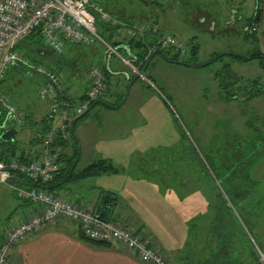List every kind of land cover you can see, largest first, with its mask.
Instances as JSON below:
<instances>
[{
  "label": "rangeland",
  "instance_id": "obj_1",
  "mask_svg": "<svg viewBox=\"0 0 264 264\" xmlns=\"http://www.w3.org/2000/svg\"><path fill=\"white\" fill-rule=\"evenodd\" d=\"M110 2L111 7L120 9L115 1V4L112 0ZM146 2L152 3V1ZM145 7L152 8L156 14L158 12L167 24V28L164 29L187 44L189 53L181 60L189 59L192 64L190 66L173 64L158 56L155 64L151 66L154 78L153 81L151 80V86L150 83L140 79L131 89L130 83L128 98L117 113L108 116L109 114L103 112L101 108L91 113L89 116L91 122H100L101 119V121L110 119L123 122L122 127L116 130L117 135L122 136L121 142L114 144L115 148H112L113 145L105 144L100 139L91 140L93 139L91 136L85 139L79 136L80 154L83 152V157L76 170H80L89 161H94V158H97L94 157L95 154L102 151L112 156L113 161L110 160V162L116 169L128 167L130 162L128 143L138 139L144 150H147L143 155H150L151 160L155 161L154 165L159 166L165 161L172 166L176 165L179 173L177 174L181 180L176 174L172 178L179 179L178 184L182 187L185 186V179H187L188 186L193 191L194 200L207 201V197L210 200L209 222L201 218V224L199 227L197 225V229H200V233L197 234H202L203 240L192 241L195 245L200 242L201 246L193 247L192 244L189 246V253L196 248L195 251L199 256L203 249L204 256L197 257L196 260L203 259V262H209L219 247L223 246L222 241L226 240L225 250L229 253L230 250L233 252L234 248L236 250L235 256H232L237 259L236 264H264L255 240L264 235V153L256 155L258 165L253 172V177L258 182L256 194L244 203L246 207H243V215L241 207L234 208L232 202H229L213 170L208 169V160L213 158L217 160L219 155L217 151L223 149L227 142L235 138L256 135L255 133L259 132L264 134V92L255 95L259 85L261 89H264V69L259 59L243 62L228 55L238 53L249 57L256 50L264 53V7L259 5L257 0H157L155 4H150V7L148 5ZM258 7L261 8L260 20L251 27L247 19L254 16ZM121 19L117 18L116 23L122 25ZM192 36L198 39L199 52L196 57L191 55L192 44L197 46ZM188 37L191 38L187 39ZM122 38H125L123 34L115 33L112 41L116 42ZM20 45L27 47L31 54L37 51L45 57L48 54L47 49L42 47L33 49L35 44L30 39L23 40ZM98 46H101L102 54L106 56V47L102 43L92 46L67 43L64 53L55 55L63 64L61 68L56 67V71L63 76L65 84L63 82L62 84L66 86V91L74 87L79 88L87 74L89 75L91 67L102 66L95 50ZM67 47H71V50L68 51ZM121 54L129 58L122 51ZM218 55L222 57L218 59ZM206 62L209 64L206 65ZM111 64L114 68L121 64L132 72L131 68L119 58L114 57ZM11 73L13 75H10ZM89 80L88 76V84ZM112 81L108 88L109 96L117 89V81L114 79ZM232 83L233 87L230 89L221 87L222 84L232 85ZM40 86L39 79L23 76L19 69H14L0 81V92L11 99L25 119L26 113L22 109L24 102L22 101L23 106L18 102L15 103L7 91H15L20 95V99L25 98L28 103L39 106L44 112L46 105L39 96ZM230 95L236 97L228 99ZM109 96L107 98H110ZM87 139L91 142L89 143ZM238 140L241 141V139ZM122 146L127 147L121 149ZM255 146H259L257 140L254 142ZM86 147L90 149L86 150ZM242 148L249 149L245 143ZM259 148L264 150V144ZM63 151L65 150L61 152L59 150L58 153ZM184 151L189 153L184 155ZM217 162L219 165L222 164L219 159ZM202 163L209 174L205 173ZM150 164L146 161L147 167ZM145 172H149V169L145 168ZM129 174L132 180L127 173L118 171V173L96 176L90 181L118 187L126 180L127 185L135 181L134 173L132 175L129 172ZM161 174L158 171V175ZM183 175L186 178H183ZM93 182L81 181L85 186L94 184ZM139 185L149 194L152 192L145 202H149L147 205L154 208H145L148 209L153 220L170 224L174 232L185 231L184 222L181 219L185 216L188 219L193 217L195 213H190L189 210L192 204L187 208H181L175 202L178 196L177 189L171 191L159 183L154 188L156 185L154 180L150 182L142 180ZM13 199L17 198L13 197ZM252 200L255 203H252ZM142 201L144 202V199ZM255 205L259 206L257 211ZM219 208L217 219V215L216 218L214 216V209ZM8 209L6 205L0 204V230L3 233L12 216ZM179 232L178 235H180ZM182 236L186 238L185 232ZM178 238L185 243L179 236ZM220 257V264L225 262L234 264L226 261L221 253Z\"/></svg>",
  "mask_w": 264,
  "mask_h": 264
},
{
  "label": "crops",
  "instance_id": "obj_2",
  "mask_svg": "<svg viewBox=\"0 0 264 264\" xmlns=\"http://www.w3.org/2000/svg\"><path fill=\"white\" fill-rule=\"evenodd\" d=\"M112 1L114 4L116 2V5L119 6L120 9L115 8V6L111 7L110 0H106V2H108L109 9L116 17V19L122 18V21H120L123 26H130L134 23L153 24V22H156L163 28H167V24H165V22L159 16L158 12L156 14V11L152 10V8L145 7V5H148L150 7V4H155L157 0ZM146 1H152V3H148ZM234 12L236 13L235 10ZM189 38L191 37H188L187 39ZM192 38V40L197 43V52L192 55L196 57L199 52L198 39L195 36H192ZM71 47H67L68 51L71 50ZM153 49L154 48H152V50ZM95 50L97 52V57L100 58L102 65L105 66V68L103 67V69H109L112 73L110 75V82H113V79L117 81V89L111 92V96H109L108 94L106 96V102L108 104H115L116 102H118L122 93L126 94L127 88L132 81L131 79L134 78L133 74H131L126 66L123 67L121 64L116 65L115 68L112 67V60L114 57L118 58L117 56H111L110 58L109 54H107L106 52L105 56L104 54H102L101 46H98L97 48H95ZM232 54L238 53H230L228 55L232 56ZM158 56H161L162 58H164V60H166L164 56L160 54L156 55L147 68V71L145 72V74H148L147 76L152 80L154 78L152 76L153 68H151V66L155 64L154 62ZM166 61L170 62L168 60ZM170 63L180 64L174 62ZM62 65L63 64H61V67ZM10 75L13 74L11 73ZM59 76L63 84H65V80L64 78H62L63 76H61V74H59ZM13 77L12 79H14ZM35 78L39 79L41 85L44 83L43 77L36 76ZM137 82L138 81L132 84L131 89L136 85ZM88 86L89 84L87 74V76L84 78L83 84L79 88L74 87L66 91L65 86V91L68 94L67 96L71 100L78 102L84 98V94ZM150 90H152V88H150ZM7 92H9L8 94L15 103L18 102V104H21L23 106L22 101L24 102V106L22 107V109L26 113V121H24L23 126H15L17 130L15 136L18 154L21 155V158H23L25 162H30L31 160L38 157L42 148V133L45 128V120L47 119V114L49 112V103L46 101H42L46 105L45 111L42 112V109L39 106L28 103L25 98L20 99V95L15 91ZM108 96L110 98H107ZM126 98H128V95ZM123 99L120 102L119 106L115 108L109 107L104 103H100L92 107L88 111L87 116L80 119L75 124V134L77 139L74 140L73 137H71L68 146L60 147L57 149L58 152L59 150L60 152L61 150H65L62 152L67 156L65 158H70L74 154V148L76 146L75 142H78L79 155L76 169L80 163L81 158L83 157V152L80 154L79 136L84 137V139L88 136H91V138H93L91 140L100 139L105 144L113 145L112 148H115L114 144H120V138H122V136L117 135L116 130L122 127L123 122H116L110 119L109 121H101V119L100 122H91L89 121V116L91 113L96 111L97 108H101L103 112L108 113V116H110V114H115L127 100L125 99L124 102ZM1 114L4 118V121L6 112L0 107V116ZM2 127L6 128L3 126V124ZM91 140L87 139L89 143L91 142ZM122 143L127 145L124 141H122ZM128 144L129 146L127 149L130 161L128 167H123L121 170L116 169L110 162V160L113 161V158L110 154H106L103 151L97 152L98 154H95L94 156L97 158H94V161H89L78 171L75 169V173L82 172L90 164L98 160L110 163L114 167V169L68 181L60 186V188L55 190L56 194L63 198L75 200L80 204L98 209V204L102 197V190L111 192L118 198V201L114 205H107L106 208L103 209L108 212V216L111 219L123 223L126 226L145 235L146 238L150 240L152 246L166 255L173 264H190L192 262H198L199 260H201L200 262H203V259L196 260L197 257L204 256L203 249L201 251V255L199 256V254L195 251L196 248H193L201 246V243L198 242L197 245H195L194 243H192V241L203 240L202 234H199L200 236L197 234L200 233V229H197V225L199 227V225L201 224V218L207 219V221L209 222L208 214L210 200H208V197L207 201L203 200L201 202L198 200V202L197 199L194 200L193 191L189 188L187 179H185L186 183L184 187L178 184V182L181 180V177L178 176L179 173L177 171L176 165L173 164L172 166L166 161L159 166L158 164L154 165L155 161L151 160L152 158L150 155H143L147 152V150H144L142 144L138 139H134ZM125 147L127 146H122L121 149ZM88 149L90 148L86 147V150ZM183 159H185V157ZM146 161H149L151 163L149 167H147ZM256 165L258 164L256 163ZM256 165L254 166L252 173L256 170ZM145 168H148L149 172H145ZM118 171L127 173V176L129 178V172L132 173V175L134 173L135 181H131V183L127 185V180L125 179V182H121V184L123 185H120L118 187L111 185L107 186L105 184H96L93 181H90L93 180V178H95L96 176L107 173H118ZM158 171H160L162 174L158 175ZM174 174H176L178 178H180V180H174L172 178ZM183 178H186L185 175H183ZM150 179L154 180V183H156L154 188L158 186L157 184L159 183L161 185L163 184L171 191L173 189H177L178 196H176L177 200H175V202L178 206L180 205L181 208H187L190 204H192V206L189 207V210L190 213L193 212L195 214L189 219L186 216L181 219L184 222L185 231H178L180 235L177 234V230L176 232H174V229H172L170 224L161 221H154L153 217L148 213V209L145 208L150 207L147 205V203L149 202H145V200L149 199V195H152V192L149 194V192L147 190H144L139 184L142 180L150 182ZM81 181L93 182L94 184H88L85 186V184H82ZM11 196L17 198L16 194L10 187L0 184V204L6 205L9 208L8 212L12 213V216L10 218L11 222L9 221L10 224L8 222V226L6 227L4 233L0 230V245L6 236V231L10 229V227L27 219L31 214L40 210V207L34 203H30L19 198H17L18 200L13 199V197L11 198ZM143 199L145 203L142 201ZM140 201L142 202L140 203ZM151 204H153V202ZM184 232L186 234L185 239L182 236ZM82 235L83 234L78 223L66 218H58L53 222L44 224L33 235L29 236L18 245H15L12 249V256L18 264H150L143 262L135 251L122 246L121 244H95L84 239ZM178 236L183 239L185 243H182L179 240ZM259 237L258 239L261 240V242L264 244V235ZM191 244L193 246L191 247V249L193 248L194 251L189 253V246H191ZM186 246H188L187 249ZM235 253V248L233 252L230 250L231 256H235ZM239 256L241 255L239 254ZM239 262L240 261H238V263ZM223 264L228 263L225 262Z\"/></svg>",
  "mask_w": 264,
  "mask_h": 264
},
{
  "label": "built area",
  "instance_id": "obj_3",
  "mask_svg": "<svg viewBox=\"0 0 264 264\" xmlns=\"http://www.w3.org/2000/svg\"><path fill=\"white\" fill-rule=\"evenodd\" d=\"M97 15L106 23L117 24L116 19L96 0H0V81L12 69L23 68L26 77L41 76L44 83L39 88L41 100L49 103L47 130L43 134L42 148L37 158L24 162L19 157L9 161L0 158V184L10 187L16 194L40 207L38 212L15 224L6 231L0 245V264H18L12 249L33 235L46 223L66 218L80 225L83 236L88 239L118 243L137 253L139 258L150 264H173L161 251L151 245L143 234L123 223L107 219L93 207L63 198L45 189L21 185L16 175L33 181H49L59 168L58 151L54 143L58 138H67L71 124L86 113L92 105L106 98L107 80L103 68L93 66L89 70V86L84 98L73 103L65 93L59 74L43 64L34 63L23 56L15 45L35 29H40L44 42L56 53L62 54L67 43L92 46L102 43L106 53L119 57L131 68L133 74L140 69L131 59L98 32ZM127 39L151 34L154 48L161 47L178 54L180 60L187 55V44L175 35L149 23H134L121 28ZM143 81L152 85L146 76ZM0 107L5 110L4 127L21 126L24 115L5 94L0 92ZM264 260V252L260 250Z\"/></svg>",
  "mask_w": 264,
  "mask_h": 264
},
{
  "label": "trees",
  "instance_id": "obj_4",
  "mask_svg": "<svg viewBox=\"0 0 264 264\" xmlns=\"http://www.w3.org/2000/svg\"><path fill=\"white\" fill-rule=\"evenodd\" d=\"M96 1L99 4H101L102 6H104V8L107 11H109L112 14V16L116 19V17L113 15L111 10L109 9L108 2H106V0H96ZM257 2L259 5H263V7H264V0H257ZM109 5H110V3H109ZM260 14H261V8L258 7L254 16L247 19V22L251 27H254L253 26L254 23L258 22L260 20ZM153 25H158L160 28H163L156 22H153ZM97 28H98L99 34L101 36H103L105 39L111 41L110 43L113 44L115 47H117L118 45H121V44L127 45L129 47L128 50L125 48H119L118 50L120 53H121V51L124 52L126 54V56L129 57L128 59H131L133 61V63L136 66H138L140 71L145 68L147 62L150 60L148 66H147V68H148L149 65L151 64V61L153 60V58L156 55H159V54L152 55L153 50L157 47L154 48V46H155L154 45L155 44L154 38L151 34H147L145 37H140V38L127 39L125 37V38H122L121 40L116 41V42L112 41V38L115 36V33L122 34V32H121L122 25L119 23L115 24V25L110 24V23H106L103 20H101L98 15H97ZM25 39L26 40L30 39L32 42H34L35 48H33V49L40 48V47L47 49V51H48L47 56L45 57V55H42V53H40L38 51L36 52V50H35V52H36L35 54H31V53H29L27 47H21L20 43ZM191 47H192L191 48V55H194L197 52V46L192 44ZM152 48H154V49L152 50ZM15 49L18 50L23 56L27 57L29 60H31L34 63L43 64L49 68L54 69L55 71L57 70L56 67L61 68L62 63L59 61L58 57L55 56V55H61V54L54 52L44 42L42 34L40 32V29H35L28 36H26L25 38L18 41L15 45ZM162 49L165 53V59L166 60H168L170 62H174V63H180L182 65H189L190 66L192 64V62L189 59L180 60V57L178 54L173 55V54H171V51H169L165 48H162ZM112 56H114V55H112ZM232 56L236 60L243 61V62L248 61V60H252V59H259L260 64L264 69V53H262L260 50H256V52L253 53V55H251L249 57L242 56L241 54H232ZM55 57H56V59H55ZM221 57L222 56L218 55V59ZM207 64H209V63H206V65ZM99 67L105 68V66H103V65L99 66ZM147 68H146V71H147ZM16 69H19L22 72V74L25 76L23 68L20 67V68H16ZM12 70H14V69H12ZM103 70L105 71L106 80H107V92H106V95H107L108 94V88L110 87V75L112 73L109 69H103ZM10 72H8V74ZM135 75L136 74H133V77H135ZM144 75H146V74L144 73ZM140 79H141V77H138L135 80V82L140 80ZM150 80H152V79H150ZM221 87L225 88V89H230L233 87V83H232V85L231 84L230 85L229 84H222ZM228 91H230V90H228ZM263 92H264V89H261V86L259 85V90H257L255 92V95L263 93ZM232 95H234V94L232 93ZM232 95H230V97L228 99H233L236 97V96H232ZM124 96H125V93H122L118 102H116L115 104L110 105L106 102L105 99H101L99 101H96L92 105V107H94L95 105L100 104V103H104L107 106L112 107V108L118 107L120 102L124 98ZM241 98H243V97H241ZM71 101L73 103L77 102L74 100H71ZM89 110H87L86 113L77 117L74 121H76V123H77V121H79L80 119L87 116V113ZM3 119L4 118L2 117V114H1V116H0V158L4 161H9L15 157L21 158V155L18 154L17 145H16L15 134H16L17 130L14 126H9V127L3 128L2 127V124L4 122ZM47 127H48L47 120H45V128H44L42 134H44V132L47 130ZM255 134L256 135H251V136H248L246 138H235L231 142H227L226 145L223 147V149H219L217 151V152H219V155H217V160L216 159L214 160V158L208 160L209 167H210V168L208 167V169L213 170L216 178L218 179L217 181L220 182L222 191H224V193L228 197L229 202H232L233 207L234 208L241 207V214L242 215H243V207H246L244 205V203H246L250 198L254 197V195L256 194V185L258 182L254 179L253 173H252L253 168L257 163L256 155H260V154L264 153V150L259 148L260 145L264 144V134H263V132L262 133L259 132V133H255ZM71 137H73L74 140L77 139L76 134L72 129V124H71L70 130H69L68 137L67 138H58L57 141L54 143L55 148L58 149L60 147L68 146V143H69ZM238 139H241L242 142L239 141ZM256 140H257V142H259V146H255L256 147L255 148L254 142H256ZM244 143L247 145V147H249V149L244 150L242 148ZM75 145L76 146L74 148V154L70 158L69 157L65 158L67 156L64 153H58V162L60 165H59V168L55 171L54 176L51 180L46 181V182L33 181L30 179H26L23 176L17 174L16 177L18 178V181L20 182V184L27 186V187H35V188H39V189H45V190H48V191L56 194L55 190L60 188V186H62L64 183H66L68 181H72V180L77 179V178L86 177V176H90V175H93L96 173H100L103 171L114 169V167L110 163H108L106 161L98 160V161H95L92 164H90L88 167H86L82 172L75 173L76 164L78 162V155H79L78 142H75ZM186 153H189V152L184 151V155ZM218 159L222 162L221 165L218 164V162H217ZM21 160L24 161L23 158H21ZM192 160L194 161V158H192ZM61 161L63 162L62 164H61ZM202 167H203L205 173L209 174V172L206 170V166L203 163H202ZM14 193L16 194V192H14ZM16 196L19 199L33 203L32 201H30L28 199L19 197L17 194H16ZM101 196L102 197H101V200L98 204L97 210L102 214V216L104 218L111 219L108 216V212H106L103 209H105L107 205H114L118 201V198L114 194H112L111 192H108L105 190H102ZM253 202L254 201L252 200V203ZM225 203L227 204V202H225ZM257 207H259V206L255 205L256 211L258 209ZM219 212H220V208L218 210L214 209V216L216 218V215H217V219L219 216ZM143 236L146 238L145 235H143ZM83 238L86 239L87 241H90V242L95 243V244H100V245L110 243V242L91 240V239L86 238L85 236H83ZM257 239H255L257 242V247L262 252H264V244L260 240L257 241ZM222 243H223V246L219 247V250L213 254L212 259L209 260V262L208 261H205V262L198 261L195 263L192 262L190 264H220V260H221L220 253H221V255H223V258L226 259V261L230 262V260H231V262L236 264L237 259H233L234 257H232L231 254L227 250H225V248H226L225 243H227L226 240H223ZM220 250H222V251H220ZM224 252H225V254H224Z\"/></svg>",
  "mask_w": 264,
  "mask_h": 264
},
{
  "label": "water",
  "instance_id": "obj_5",
  "mask_svg": "<svg viewBox=\"0 0 264 264\" xmlns=\"http://www.w3.org/2000/svg\"><path fill=\"white\" fill-rule=\"evenodd\" d=\"M116 48H117V49H119V48H125V49H127V50L129 49V47H128L127 45H125V44L118 45ZM156 54H160V55H162V56L165 57V53H164V51H163V49H162L161 47H157V48L154 49L152 55H156ZM111 56H112V55H109L110 58H111ZM149 62H150V60L147 62L145 68L142 69V70L140 71L139 74H136V75H135V77H134V78L132 79V81H131V85L135 82V80H136L138 77H140L141 75H143V74L145 73L146 68H147ZM131 85H129V87H128L127 91H126V94H125V96H124L123 101L126 99L128 93H129V89H130V86H131ZM75 124H76V121H74V122L72 123V129H73L74 132H75Z\"/></svg>",
  "mask_w": 264,
  "mask_h": 264
},
{
  "label": "bare ground",
  "instance_id": "obj_6",
  "mask_svg": "<svg viewBox=\"0 0 264 264\" xmlns=\"http://www.w3.org/2000/svg\"><path fill=\"white\" fill-rule=\"evenodd\" d=\"M124 27V26H123ZM10 72V71H9Z\"/></svg>",
  "mask_w": 264,
  "mask_h": 264
}]
</instances>
